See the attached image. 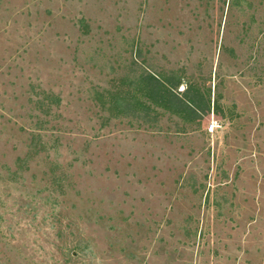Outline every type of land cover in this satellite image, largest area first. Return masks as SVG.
I'll list each match as a JSON object with an SVG mask.
<instances>
[{
	"label": "rangeland",
	"instance_id": "1",
	"mask_svg": "<svg viewBox=\"0 0 264 264\" xmlns=\"http://www.w3.org/2000/svg\"><path fill=\"white\" fill-rule=\"evenodd\" d=\"M0 264H264V0H0Z\"/></svg>",
	"mask_w": 264,
	"mask_h": 264
},
{
	"label": "trees",
	"instance_id": "2",
	"mask_svg": "<svg viewBox=\"0 0 264 264\" xmlns=\"http://www.w3.org/2000/svg\"><path fill=\"white\" fill-rule=\"evenodd\" d=\"M183 83L177 74L158 76L147 72L141 73L133 82L137 92L117 95L110 105L124 116L143 118L149 114L151 106H155L180 117L185 122H202L212 110L210 99L190 83L178 92L177 89Z\"/></svg>",
	"mask_w": 264,
	"mask_h": 264
},
{
	"label": "built area",
	"instance_id": "3",
	"mask_svg": "<svg viewBox=\"0 0 264 264\" xmlns=\"http://www.w3.org/2000/svg\"><path fill=\"white\" fill-rule=\"evenodd\" d=\"M217 122H214V121H211L209 124H208V131L209 132H212L214 129H216L217 127Z\"/></svg>",
	"mask_w": 264,
	"mask_h": 264
}]
</instances>
